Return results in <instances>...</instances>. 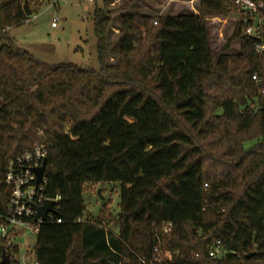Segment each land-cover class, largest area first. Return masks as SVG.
Instances as JSON below:
<instances>
[{"label":"trees","instance_id":"1","mask_svg":"<svg viewBox=\"0 0 264 264\" xmlns=\"http://www.w3.org/2000/svg\"><path fill=\"white\" fill-rule=\"evenodd\" d=\"M26 1L39 3L0 0V215L7 162L47 146L45 194L61 200L37 229L33 264H264V51L243 16L220 52L207 24L238 12L234 0L123 13L115 64L114 13L97 8L98 70L18 47L10 30L29 20ZM108 183L121 187L117 234L78 222L85 187ZM219 242L224 254L211 258ZM19 255L0 239V264Z\"/></svg>","mask_w":264,"mask_h":264},{"label":"rangeland","instance_id":"2","mask_svg":"<svg viewBox=\"0 0 264 264\" xmlns=\"http://www.w3.org/2000/svg\"><path fill=\"white\" fill-rule=\"evenodd\" d=\"M32 1V0H31ZM94 1V0H93ZM59 0L58 6L51 0L40 6L31 4L33 14L22 26L12 29L11 36L18 47L32 53L36 58L49 65L71 63L80 67L99 69L94 35L95 10L108 9L114 14L113 31L110 36L112 48L111 63L117 62V20L127 12H139L146 16H167L198 14L200 0ZM129 7L128 11L123 12ZM242 14L231 13L227 17L207 19L211 31V45L215 52H220L231 37L235 27L241 21ZM53 24L56 27L53 28ZM239 44H234L229 54H237ZM255 143L251 144L253 146ZM119 184L108 183L96 186H86L84 201L86 211L83 220H102L108 231L118 233L115 221L120 212ZM104 212V214H103ZM14 243L20 248L17 257L20 264H32L33 247L37 235L29 230H17ZM170 258L169 254L166 255Z\"/></svg>","mask_w":264,"mask_h":264},{"label":"built area","instance_id":"3","mask_svg":"<svg viewBox=\"0 0 264 264\" xmlns=\"http://www.w3.org/2000/svg\"><path fill=\"white\" fill-rule=\"evenodd\" d=\"M45 1L47 0H38V2ZM58 1L51 0L53 6H56ZM234 5L244 18V34L259 40L261 43L257 46V51H264V0H234ZM55 27L56 24H53V28ZM253 80L258 81L256 76ZM47 148L45 145L36 146L32 151L9 160L6 164L4 181L10 190V195L6 203V213L0 215V239L5 240L8 245H15L17 230H29L37 234L38 227L48 221H53L54 214L59 210L61 198L59 196L49 198L45 194L46 172L40 183L35 173V170L41 168L47 161ZM47 201L55 204L53 213L48 214L45 222L41 219L36 222L37 207H42ZM78 222L86 221L81 219ZM56 223L61 224L62 221L58 219ZM223 254L220 242L209 253L211 258L221 257Z\"/></svg>","mask_w":264,"mask_h":264},{"label":"water","instance_id":"4","mask_svg":"<svg viewBox=\"0 0 264 264\" xmlns=\"http://www.w3.org/2000/svg\"><path fill=\"white\" fill-rule=\"evenodd\" d=\"M23 9H24L27 17L32 15V11L30 10V6H29V3L27 1L24 3ZM45 172H46V161L43 163L41 168H39L38 170H35L38 183H40L41 180L43 179ZM54 205L55 204L53 202L47 201V202H45V204L42 207H37L35 221L37 222L38 220L41 219L43 222H45L48 214L53 213ZM254 255H255V253L250 254L247 256V258L251 259ZM9 261H10L9 256H7L6 253H4L2 262L8 263Z\"/></svg>","mask_w":264,"mask_h":264},{"label":"crops","instance_id":"5","mask_svg":"<svg viewBox=\"0 0 264 264\" xmlns=\"http://www.w3.org/2000/svg\"><path fill=\"white\" fill-rule=\"evenodd\" d=\"M90 3H94L95 2V0L94 1H89ZM33 4H35V5H37V6H40L41 4H43V2H39V3H33ZM59 5V1H58V4L56 5V6H58ZM30 8H31V6H30ZM31 11H32V9H30ZM32 13H33V11H32ZM12 32V29L10 30V33ZM117 32V31H116Z\"/></svg>","mask_w":264,"mask_h":264}]
</instances>
